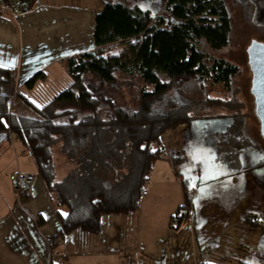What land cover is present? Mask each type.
<instances>
[{
    "label": "trees",
    "instance_id": "obj_1",
    "mask_svg": "<svg viewBox=\"0 0 264 264\" xmlns=\"http://www.w3.org/2000/svg\"><path fill=\"white\" fill-rule=\"evenodd\" d=\"M165 11L172 22L140 7L106 3L94 16L95 49L67 60L71 83L61 90L52 91L47 74L38 72L15 93L16 73L0 67V133L23 141L46 187L69 209L54 243L75 231L100 233L104 216L138 211L156 163L167 158L162 136L170 130L199 119H230L218 152L233 169L252 146L243 134L244 114L199 115L211 104L233 110L236 101L192 100L180 90L196 79L231 91L239 76V67L203 46L229 47L233 23L226 2L168 0ZM119 73L144 82L138 106L118 101ZM55 147L73 165L61 181ZM169 159L178 163V156ZM180 213L173 217L179 224L189 218Z\"/></svg>",
    "mask_w": 264,
    "mask_h": 264
},
{
    "label": "rangeland",
    "instance_id": "obj_2",
    "mask_svg": "<svg viewBox=\"0 0 264 264\" xmlns=\"http://www.w3.org/2000/svg\"><path fill=\"white\" fill-rule=\"evenodd\" d=\"M24 1L0 0V7L5 12L11 3L20 5ZM167 1L95 0V3L98 10L106 3L140 7L155 18L165 16L172 22L165 11ZM224 1L233 23L229 47L215 52L209 46H203L212 57L239 67L240 74L233 81L231 91L212 82L201 86L196 79L187 81L180 90L192 100L210 97L220 102L236 101L233 110L223 104H211L199 115L228 117L236 112L244 114L243 134L249 137L252 146L243 150L239 168L228 166L218 152L222 134L231 125V120L226 117L199 119L162 136L166 157L178 156V163H172L173 172L168 179L152 178V188L141 200L136 215L142 228L140 252L160 257L147 261L150 264H264V137L255 111L256 100L251 89L253 78L247 55L253 41L264 43V0ZM118 50L119 46L113 52L118 53ZM53 71L52 83L48 86L61 90L71 83L68 73L61 67ZM118 81L122 84L118 101L131 107L138 106L144 82L139 77L122 73L118 74ZM19 88L15 86V93ZM54 160L59 178L73 167L60 147L54 149ZM157 163L160 173L166 165L162 161ZM212 173L216 175L215 179H201ZM3 186L7 190L6 179ZM15 195L17 204L24 205L16 190ZM178 211L187 212L188 220L179 224L173 218Z\"/></svg>",
    "mask_w": 264,
    "mask_h": 264
},
{
    "label": "crops",
    "instance_id": "obj_3",
    "mask_svg": "<svg viewBox=\"0 0 264 264\" xmlns=\"http://www.w3.org/2000/svg\"><path fill=\"white\" fill-rule=\"evenodd\" d=\"M89 1L25 0L20 5L11 3L5 12L0 7V58L5 63L3 68L16 73L18 87L38 72H45L51 84L54 69L61 67L68 73L69 58L95 49L94 16L100 10L95 0ZM13 4L22 5L24 13L16 17ZM169 158L160 160L166 165L160 173L156 163L146 192L152 188L154 176L160 180L171 175ZM72 168L60 178L57 174V180ZM19 172L36 176L24 205L17 204L15 195ZM68 213L58 191L46 187L23 141L10 131L0 133V264H146L160 258L139 250L143 243L136 216L139 210L103 217L100 233L75 231L51 248L49 242L58 236Z\"/></svg>",
    "mask_w": 264,
    "mask_h": 264
},
{
    "label": "built area",
    "instance_id": "obj_4",
    "mask_svg": "<svg viewBox=\"0 0 264 264\" xmlns=\"http://www.w3.org/2000/svg\"><path fill=\"white\" fill-rule=\"evenodd\" d=\"M14 15L20 16L24 13V8L13 4L11 6ZM17 92V90H16ZM36 181V176L29 172H19L16 176V182H15V190L19 196V198H23L25 196H28L34 186V183ZM49 246L53 247L54 243L52 241L49 242Z\"/></svg>",
    "mask_w": 264,
    "mask_h": 264
},
{
    "label": "water",
    "instance_id": "obj_5",
    "mask_svg": "<svg viewBox=\"0 0 264 264\" xmlns=\"http://www.w3.org/2000/svg\"><path fill=\"white\" fill-rule=\"evenodd\" d=\"M253 42H255V45L253 44ZM253 42L247 49V55H248L249 66H250L252 78H253L251 89H252V95L254 97V100H256V110L255 111L257 114L258 122H260V132L262 133L264 137V106L258 103V94H257V89L255 87V82L257 80V64L253 63V54L250 52V49H253L254 47L257 52H264V43L262 44L256 41H253Z\"/></svg>",
    "mask_w": 264,
    "mask_h": 264
},
{
    "label": "snow or ice",
    "instance_id": "obj_6",
    "mask_svg": "<svg viewBox=\"0 0 264 264\" xmlns=\"http://www.w3.org/2000/svg\"><path fill=\"white\" fill-rule=\"evenodd\" d=\"M253 44L255 45V42H253ZM250 52L253 54V63L257 64V80L255 82V87L258 94V103L264 106V52H257L255 47L250 49ZM4 66V60L0 58V67ZM206 178L215 179L216 175L212 173L208 177H202L201 179Z\"/></svg>",
    "mask_w": 264,
    "mask_h": 264
}]
</instances>
